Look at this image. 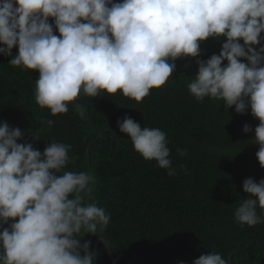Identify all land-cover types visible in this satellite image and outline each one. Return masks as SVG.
<instances>
[{
	"label": "clouds",
	"instance_id": "9594fccd",
	"mask_svg": "<svg viewBox=\"0 0 264 264\" xmlns=\"http://www.w3.org/2000/svg\"><path fill=\"white\" fill-rule=\"evenodd\" d=\"M209 38L220 50L202 58ZM0 45V54L11 57L8 64L38 72L39 107L57 116L72 103L85 119V107L74 103L81 95L119 91L140 103L174 77L178 59H194L189 93L200 102L222 100L238 114L250 110L259 123L254 130L245 123L242 131H254L264 168V0H0ZM117 125L142 158L177 174L164 131L141 127L127 115ZM25 136L0 121V264H93L90 242L77 236L109 225L111 214L85 201L97 178L64 171L76 159L69 156L71 144L52 141L41 151ZM242 189L248 198L234 220L249 227L264 223L257 214L264 209V178H245ZM191 264L228 260L209 251Z\"/></svg>",
	"mask_w": 264,
	"mask_h": 264
},
{
	"label": "trees",
	"instance_id": "16d2710c",
	"mask_svg": "<svg viewBox=\"0 0 264 264\" xmlns=\"http://www.w3.org/2000/svg\"><path fill=\"white\" fill-rule=\"evenodd\" d=\"M201 47L202 58H208L221 44L209 38ZM9 59L0 54V121L25 130L24 139L41 151L52 141L71 144L69 156L76 159L64 171H87L97 178L85 201L105 208L109 225L96 235L77 236L90 242L93 254L97 248L96 264H114L105 243L96 244L98 238L107 241L117 264H191L209 251L221 253L228 264H264V223L249 227L234 220L236 207L248 198L242 181L264 178L255 155L259 146L251 140L254 131H242L245 123L254 130L259 121L250 110H226L222 100L197 101L187 89L197 70L194 59H178L174 77L140 103L119 91L81 95L74 103L85 107L86 119L72 103L67 114L57 116L39 107L38 72L21 71ZM126 115L167 134L176 175L134 150L117 125ZM257 214L264 216V209L258 207Z\"/></svg>",
	"mask_w": 264,
	"mask_h": 264
},
{
	"label": "water",
	"instance_id": "95a60500",
	"mask_svg": "<svg viewBox=\"0 0 264 264\" xmlns=\"http://www.w3.org/2000/svg\"><path fill=\"white\" fill-rule=\"evenodd\" d=\"M88 165H89V164H88ZM100 240H101L103 243H105V245H106V247H107V249H108V251H109V253H110V256H111V258H112V260H113V263H114V264H117V262H116V260H115V258H114V256H113V254H112V250H110V246L108 245L107 241L103 240L102 238H98V239L96 240V244H97L98 242H100ZM96 244H95V245H96ZM96 260H97V248H96L95 251H94L93 264H96ZM166 264H168V263H166Z\"/></svg>",
	"mask_w": 264,
	"mask_h": 264
}]
</instances>
